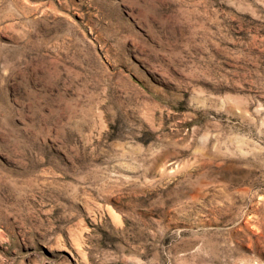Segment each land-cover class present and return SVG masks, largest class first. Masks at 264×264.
Returning <instances> with one entry per match:
<instances>
[{"label": "rangeland", "instance_id": "obj_1", "mask_svg": "<svg viewBox=\"0 0 264 264\" xmlns=\"http://www.w3.org/2000/svg\"><path fill=\"white\" fill-rule=\"evenodd\" d=\"M0 264H264V0H0Z\"/></svg>", "mask_w": 264, "mask_h": 264}]
</instances>
